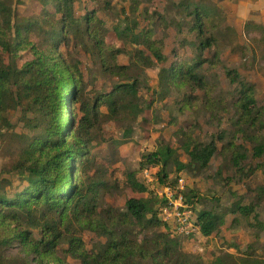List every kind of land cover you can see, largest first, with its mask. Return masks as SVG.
<instances>
[{"label":"trees","instance_id":"1","mask_svg":"<svg viewBox=\"0 0 264 264\" xmlns=\"http://www.w3.org/2000/svg\"><path fill=\"white\" fill-rule=\"evenodd\" d=\"M38 2V14L21 17L13 0H0V50L13 59L0 62V147L11 159L0 174H16L24 182L20 190L9 196L6 188L11 187V183L0 175V264H69L55 254L62 244L67 246L65 253L78 264H124L134 255L139 257V264H204L200 256L182 251L180 238L157 234L158 237L151 239L154 246L139 250L128 243L125 230L131 225L149 232L166 228L158 217L157 209L162 202L138 182L136 172L127 173V185L132 192L147 196L128 199L125 202L127 213L122 216L114 217L110 212H107L108 217L99 216L96 195L104 185L101 178L86 176L89 182L86 186L80 182L82 171L91 159V130L103 117H108V121L119 120L122 115L131 120L137 118L139 71L166 62L162 43L151 40L148 33L137 36V45H143L148 54L145 50L131 52L130 63L117 66L114 72L120 82L105 94L93 97L91 103H85L79 90L77 64L68 61L62 48H68L69 37L79 35L90 38L96 48L104 47V42L91 29L93 16L76 17L75 0ZM178 8L192 19L189 31L200 38L198 47L209 48L212 39L203 36L205 22H212L214 16L220 15V10L193 2L190 6L178 4ZM249 25L262 27L246 24ZM33 28L39 30L43 39L32 40ZM24 52L29 54V59L22 61L20 56ZM97 53L101 57V52ZM201 67V62L190 65L187 61L161 67L158 72L160 94L168 95L173 89L184 87L203 89ZM226 75L239 86L238 125L244 123L260 130L252 147V157L260 159L264 156V109L257 106L253 87L240 80L235 72L227 71ZM102 108L106 109V114ZM12 113L17 115L13 123ZM185 152L191 164L205 169L217 152V146L214 141L190 143ZM171 153L169 147L158 148L146 156L144 166L138 171L146 166H157L160 183H172L166 172V166L172 162ZM245 159L244 148L235 147L233 165L238 167ZM176 167L177 171L185 168L180 163ZM260 169L264 175V166ZM186 201L193 204L187 197ZM236 209L242 216H250L248 207L237 206ZM196 219L204 238L217 232L223 224L222 218L210 212H201ZM257 221L255 216L256 225L263 228ZM115 228H125L116 239ZM33 230L39 231L38 238L33 236ZM84 231L107 237L101 252L93 254L86 250L81 236ZM15 245L17 255L6 253ZM212 264L264 263L250 255L222 254Z\"/></svg>","mask_w":264,"mask_h":264},{"label":"rangeland","instance_id":"2","mask_svg":"<svg viewBox=\"0 0 264 264\" xmlns=\"http://www.w3.org/2000/svg\"><path fill=\"white\" fill-rule=\"evenodd\" d=\"M13 1L21 17L40 11L38 0ZM192 2L194 0H75V16H93L91 29L104 42L103 48H96L90 38L79 35L69 37L68 48H62L68 61L77 64L79 90L85 103H91L93 97L105 94L120 82L114 72L117 66L130 63L131 52L145 50L143 45H137L135 38L151 34V40L162 43L166 56L165 63L139 71V113L135 120L125 115L113 121L103 117L91 130V159L82 171L80 182L86 186L89 183L86 176L101 178L104 185L96 195L99 216L108 217L107 212L114 217L122 216L127 213L125 202L128 199L147 196L129 189L127 173L136 172L137 179L146 156L158 148L169 147L172 152V162L166 166L169 182L182 175L184 192L193 203L194 216L197 218L201 212H210L222 218L223 224L210 237L199 234L191 239L172 237L167 228L149 232L131 225L125 230L128 243L134 244L137 250L151 248L154 246L151 239L163 234L180 238L182 251L200 256L204 264H212L222 254L250 255L264 263V227L255 222L256 216L257 222L264 225V175L260 169L264 166V156L260 159L252 157L255 135L260 130L244 123L238 125L239 86L226 75L227 71L235 72L240 80L253 87L256 104L264 109V27H247V23L255 24L251 21L233 25L229 16L219 9L220 15L214 16L212 22H205L203 36L212 39L211 46L201 49L198 47L200 38L189 31L192 19L178 8V4L190 6ZM206 6L219 8L208 2ZM124 33L126 35H121ZM31 37L33 41L43 39L37 28H33ZM138 42L141 43V39ZM99 51L101 57H98ZM118 51L121 53H116ZM28 56L24 52L20 58L23 61L29 59ZM9 59L13 60L0 50V62L7 63ZM181 61L190 65L202 63L199 74L203 78V89L184 87L161 95L159 69ZM78 108L79 105L76 106L77 119L80 117ZM102 111L106 114L105 108ZM16 117V113H12V123ZM212 141L216 143L217 152L209 165L199 169L191 164L185 152L186 145ZM239 146L244 148L246 159L236 167L232 156L234 148ZM10 161L1 146L0 172ZM178 163L184 164L185 168L177 171ZM0 175L11 183V187L6 188L9 196L24 185L16 174ZM237 206L248 207L250 216L238 213ZM124 229H116L114 238H118ZM32 232L33 236L39 237V231ZM81 236L89 253L98 254L107 243V237L90 231H84ZM66 248L62 244L55 254L69 264H78L65 253ZM17 252V245L6 251L11 255H17ZM139 260L134 255L124 264H139Z\"/></svg>","mask_w":264,"mask_h":264},{"label":"built area","instance_id":"3","mask_svg":"<svg viewBox=\"0 0 264 264\" xmlns=\"http://www.w3.org/2000/svg\"><path fill=\"white\" fill-rule=\"evenodd\" d=\"M158 172L157 166H146L139 171L137 180L162 202L157 209L159 219L172 237L191 239L198 236L200 228L192 210L193 204L186 201L183 176H176L172 183L161 184Z\"/></svg>","mask_w":264,"mask_h":264},{"label":"crops","instance_id":"4","mask_svg":"<svg viewBox=\"0 0 264 264\" xmlns=\"http://www.w3.org/2000/svg\"><path fill=\"white\" fill-rule=\"evenodd\" d=\"M200 0H194L193 3H199ZM211 1V2H210ZM214 3L226 13L232 20L233 25L238 22L251 21L264 27V0H203L202 5Z\"/></svg>","mask_w":264,"mask_h":264}]
</instances>
